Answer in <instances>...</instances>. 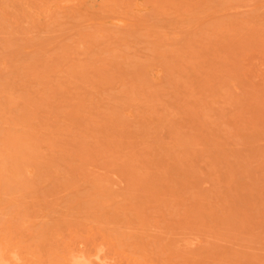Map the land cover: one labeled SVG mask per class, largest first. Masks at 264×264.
<instances>
[{
	"label": "rangeland",
	"instance_id": "1",
	"mask_svg": "<svg viewBox=\"0 0 264 264\" xmlns=\"http://www.w3.org/2000/svg\"><path fill=\"white\" fill-rule=\"evenodd\" d=\"M0 171V264H264V0H0Z\"/></svg>",
	"mask_w": 264,
	"mask_h": 264
},
{
	"label": "bare ground",
	"instance_id": "2",
	"mask_svg": "<svg viewBox=\"0 0 264 264\" xmlns=\"http://www.w3.org/2000/svg\"><path fill=\"white\" fill-rule=\"evenodd\" d=\"M138 7V6H137ZM10 138V137H9ZM14 138V137H13ZM19 138H20V136H19ZM25 138V137H24ZM11 139V138H10ZM17 140H19V139H17V137H16V141ZM13 141H14V143H15V138L13 139ZM13 141H10V142H12V144H10V145H12L13 146ZM8 143V145H9V143L10 142H8V141H5V143ZM18 143H20V141H17ZM17 142H16V144H17ZM26 143V142H25ZM22 146H23V144H22ZM10 147V146H9ZM18 147H20L18 144H17V146H16V148H18ZM15 148V147H14ZM21 148H23V147H20V148H18V150L20 149L21 150ZM10 149V148H9ZM11 149H13V148H11ZM15 150V149H14ZM17 150V151H18ZM20 152V151H19ZM16 160V159H15ZM4 170H5V168H4ZM8 170V169H7ZM10 171V170H9ZM0 172H4V171H0ZM99 247V246H98ZM96 248V247H95ZM96 251V250H95ZM79 261V260H78ZM75 262V261H74ZM80 262V261H79ZM76 263V262H75ZM2 264V263H1ZM76 264H78V263H76Z\"/></svg>",
	"mask_w": 264,
	"mask_h": 264
}]
</instances>
